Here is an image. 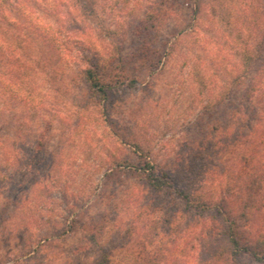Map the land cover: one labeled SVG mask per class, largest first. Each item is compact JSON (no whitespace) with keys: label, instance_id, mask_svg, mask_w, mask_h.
I'll use <instances>...</instances> for the list:
<instances>
[{"label":"rangeland","instance_id":"1","mask_svg":"<svg viewBox=\"0 0 264 264\" xmlns=\"http://www.w3.org/2000/svg\"><path fill=\"white\" fill-rule=\"evenodd\" d=\"M154 1L112 0L145 7L130 9L122 24L97 25L109 48L100 67L113 86L105 97L90 95L82 67L62 62L34 24H0V264H95L103 254L109 264H141L145 257L169 264L168 245L201 225L182 254L195 251L197 264H227L207 260L224 243L212 231L215 204L235 212L244 235L263 230L252 224L264 213V190H245V159L256 151L264 163V90L245 99V52H254L256 77L264 78V0H178L177 17L161 16L155 65L140 73L134 33ZM88 2L87 19L95 21L106 0ZM40 14L54 30L61 26V19ZM198 19L205 22L201 40H180L184 26ZM71 24L63 25L77 32ZM119 52L136 79L114 62ZM230 64L239 70L217 93L216 77ZM101 153L110 161L103 171L81 166L71 182L59 175L62 156L75 164ZM156 170L211 200V210L192 207L173 188H155L145 176ZM221 175L228 181L222 196L204 195L205 179ZM248 195L255 201L247 209ZM238 264L257 263L243 256Z\"/></svg>","mask_w":264,"mask_h":264},{"label":"trees","instance_id":"2","mask_svg":"<svg viewBox=\"0 0 264 264\" xmlns=\"http://www.w3.org/2000/svg\"><path fill=\"white\" fill-rule=\"evenodd\" d=\"M67 3L66 0H0V24L3 25L4 23L10 22L20 23L19 19H23L28 23L34 24L35 27H37L45 36L46 40L54 43L57 49L60 50L62 47L61 36H65L68 33H74L76 30L66 28L67 25H63L65 22L61 18L60 10L53 7V5H63L67 7ZM71 4L78 7L85 18H87L88 9H93L88 0H77V2ZM177 4L178 0H156L150 2L144 18L139 22V26L136 27L134 33L136 46L135 55L136 59L139 61L138 70H140V73L144 72L142 69L152 68L155 65V59L160 54L155 39H157L156 34L159 32L161 24L160 19L162 18V20H164L161 16L168 15L169 12H177ZM41 12L44 13L46 17H55L56 20L61 19V26L54 30L53 26H50L45 21V18L40 14ZM70 20L72 23L71 26L75 27L77 32L84 30V25L81 24L75 16H72ZM74 42L76 43L74 51L81 52L84 57L83 61L85 67L81 68V72L86 89L91 96H108L113 89V86L103 78V72L100 68L102 54L93 47H89L90 50H85L86 44L82 41L75 40L73 43ZM253 53V51L245 52V78H247L246 76L251 75L245 89V99L250 101L259 90H264L263 75L262 77H256L259 70L257 68L254 69L252 66V61L254 59ZM256 56H259V54H256L255 57ZM127 57L126 54L122 55L121 52H119L118 57L113 60L119 65L118 68H121V72L127 71L126 74H123L124 76L134 77V79H136L138 77V72L135 71L136 69L134 68H129V63L125 61ZM131 73H133L134 76H132ZM247 73L248 75H246ZM134 79H132V81ZM260 119V117L257 118L258 121H260ZM247 135L250 134H246L245 138L248 137ZM252 135L247 138L248 141ZM256 155V151L248 153L245 159V164L248 168V172L245 176V190H264V172H261V169L259 168V166H264V163H261L262 161H260ZM147 165H150L149 162H147ZM145 178L155 188L161 189L164 186H167L175 189L174 191L185 198L189 205L197 207L202 212L210 211L212 208L211 200L201 198L200 195H194L187 190L182 189L181 186L177 184L173 174L166 170L147 172ZM251 195H248L245 200V207H247V209L251 205L250 202H253L254 200ZM213 206L215 207L218 216H213L215 223L213 224L212 231L215 236L221 238L224 243L221 247L215 249L207 260H211L213 263L221 261L222 263L227 264H238L240 258L246 256L257 264H264V229L259 232H250L248 235H244L234 211L228 210L219 204ZM240 216H245L246 219L249 217L248 211L245 210V212L240 213ZM140 262L141 264H157L158 259L156 260L153 257H145L140 260ZM109 263L110 260L108 254L107 256L106 254H103L101 259L95 264Z\"/></svg>","mask_w":264,"mask_h":264},{"label":"clouds","instance_id":"3","mask_svg":"<svg viewBox=\"0 0 264 264\" xmlns=\"http://www.w3.org/2000/svg\"><path fill=\"white\" fill-rule=\"evenodd\" d=\"M60 10L61 18L64 22H67L71 19L72 16H75L77 20L84 25V30L75 33H68L65 36H61L62 47L60 49V57L62 62L66 61L70 67H75L79 65L85 67L81 59L82 53L74 51L75 45L73 41L79 40L84 42L89 47H95L102 55L107 56L109 54V48L106 45V42L101 40L98 36V27L97 25L100 21L113 22L117 21L120 24L124 22V19L128 11L132 8H143L145 5L143 3L137 2L130 4L127 7L117 6L112 3V0H106L97 8V17L95 21L85 18L80 9L72 4H68L67 7L63 5H53ZM169 16L177 17V13L169 12ZM179 22V20H177ZM205 22L201 19H198L191 24L184 26V31L180 34V40H188L193 42H198L204 36L203 25ZM115 26V25H113ZM238 67L234 65H228L226 71L217 76V93H220L225 88L228 87L230 81V73L235 74L238 71ZM60 115L68 119V114L65 112H60ZM75 138V137H73ZM103 142V138H101ZM166 142V141H165ZM110 163L108 158L101 153V157L98 158L95 162H86L82 158L76 157L75 164L71 163L67 158L61 157L60 162L56 165L59 175L68 179L71 182L72 175L81 171L83 168H93L99 171H103L104 167ZM82 166V167H81ZM226 175H221L213 179H205L203 182V187L201 189L202 193L209 198L219 199L222 196L224 186L227 184ZM203 225L199 228H188L181 235L176 237L175 244H169L168 247L172 249L169 254V264H172L176 259L186 261L187 264H197V253L195 251L188 250L187 254H182L186 250V242L192 240L194 235L201 230ZM252 227L264 229V213H261L259 218L253 222ZM165 240L167 238L165 237Z\"/></svg>","mask_w":264,"mask_h":264}]
</instances>
